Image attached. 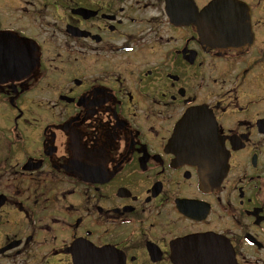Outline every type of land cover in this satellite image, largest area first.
Listing matches in <instances>:
<instances>
[{
	"label": "flooded vegetation",
	"instance_id": "1",
	"mask_svg": "<svg viewBox=\"0 0 264 264\" xmlns=\"http://www.w3.org/2000/svg\"><path fill=\"white\" fill-rule=\"evenodd\" d=\"M264 264V0H0V264Z\"/></svg>",
	"mask_w": 264,
	"mask_h": 264
},
{
	"label": "water",
	"instance_id": "2",
	"mask_svg": "<svg viewBox=\"0 0 264 264\" xmlns=\"http://www.w3.org/2000/svg\"><path fill=\"white\" fill-rule=\"evenodd\" d=\"M190 264H217V262L204 259L203 262L202 261H192Z\"/></svg>",
	"mask_w": 264,
	"mask_h": 264
}]
</instances>
